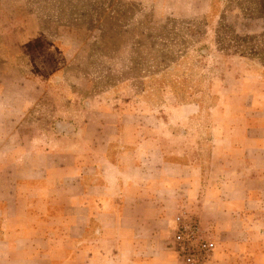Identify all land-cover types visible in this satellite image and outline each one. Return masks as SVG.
I'll list each match as a JSON object with an SVG mask.
<instances>
[{"label": "rangeland", "instance_id": "rangeland-1", "mask_svg": "<svg viewBox=\"0 0 264 264\" xmlns=\"http://www.w3.org/2000/svg\"><path fill=\"white\" fill-rule=\"evenodd\" d=\"M263 67L264 0H0V130L17 141L111 111L155 138L154 160L207 164L261 103ZM178 201L172 252L182 209L209 223Z\"/></svg>", "mask_w": 264, "mask_h": 264}, {"label": "crops", "instance_id": "crops-1", "mask_svg": "<svg viewBox=\"0 0 264 264\" xmlns=\"http://www.w3.org/2000/svg\"><path fill=\"white\" fill-rule=\"evenodd\" d=\"M251 78L261 103L207 164L154 160L155 138L111 111L49 145L1 128L0 264H182L168 239L190 198L213 225L208 264H264V67Z\"/></svg>", "mask_w": 264, "mask_h": 264}, {"label": "built area", "instance_id": "built-area-1", "mask_svg": "<svg viewBox=\"0 0 264 264\" xmlns=\"http://www.w3.org/2000/svg\"><path fill=\"white\" fill-rule=\"evenodd\" d=\"M173 242L182 264H208L217 249L213 225L182 209L175 217Z\"/></svg>", "mask_w": 264, "mask_h": 264}]
</instances>
